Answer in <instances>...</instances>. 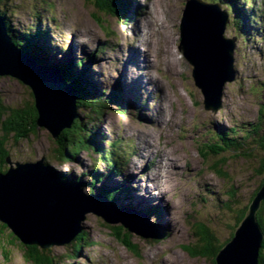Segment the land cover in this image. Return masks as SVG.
Here are the masks:
<instances>
[{"label":"rangeland","instance_id":"rangeland-1","mask_svg":"<svg viewBox=\"0 0 264 264\" xmlns=\"http://www.w3.org/2000/svg\"><path fill=\"white\" fill-rule=\"evenodd\" d=\"M190 1L129 0V13L126 17L114 18L106 27L104 24L100 26L92 18L93 11L96 12L92 1L93 5L86 0L4 1L6 17L11 28L13 27L17 33L37 26L48 34L36 46L41 45L40 47L49 49L50 52L37 54L46 61V65L50 64L58 68L71 61L76 62L82 57V52L94 54L99 47L104 48L102 50L104 57H98L90 66L88 65L86 71L92 79V81L88 80V83L95 86L98 94L105 90L110 93L109 89H115L117 83L118 93L124 96V102L121 106L113 105L105 110L102 118L96 116L98 119L92 122L93 127L88 125L89 120L85 117V112L78 111L76 108L75 111L81 116L80 125L84 131L86 130L85 133L94 131L93 133L96 134L95 146L98 145L101 149L107 150L106 142L113 143L116 140L113 158H118L119 155L127 158L131 144L134 148L131 149L134 157L130 161L127 160L129 163L121 170L122 174L117 172L112 174V167L96 163L97 156L93 151L87 150H81L75 159L59 166L53 159L54 144H50L42 137L36 139L30 137L19 141L11 135L5 147L8 156H4L2 162L0 160V172L6 169L8 171L7 160L10 163H35L43 158L50 161L56 171H62L69 177L89 182V174H84L88 176L87 178L84 176L81 178V176L85 172H92L97 166L99 173L107 171L103 175L111 182L100 179L96 187L111 183L110 187L119 192L115 196L116 206L119 209H125L120 206L121 203L127 202V199H120L122 196L137 197L134 193L138 194L140 189L155 180L156 184H150L149 190L153 186L157 187L160 181L164 188L158 185L159 191L166 192L164 196L157 197L162 200L160 202L154 199L142 200L139 198L142 195H139L137 201L140 199L142 206L132 205L133 209L154 207L150 212L159 214L162 218L164 215L165 220L162 222L165 226L161 225L162 223L152 222L153 219L148 218V223H155L161 229L157 226L155 228L162 233L164 231V238L161 240L146 242L134 238L132 245L136 247L133 251L96 228L90 220L81 228L87 235V240L76 257H70L71 246L76 241L64 247L49 249L55 264H212L210 259L202 258L198 253L192 254L189 251L202 245L198 226L211 231L219 241H225L230 227L234 224V206L245 204L249 193L257 186L260 180L257 164L263 156L260 151L253 156L234 158L226 153L227 157L223 158L225 161L220 165L222 175H219L205 168L199 150L204 152L203 148L210 144L204 138V129L209 124L211 126L218 122L219 125L213 128L226 132L234 127L236 132L238 131L237 135L241 136L247 129V126L242 124H253L260 116V109L264 108V51H259L264 49V41L260 40L264 35V17L261 18L262 23H257V26L254 24L253 27L251 24L252 29L247 28L246 31L243 30V33L239 31L235 33L233 23L229 21L230 18H227L223 37L233 42V67L238 76L236 81L224 85L221 92L223 96L221 95L220 98L221 108L214 112L204 109L201 91L194 85L191 78L193 68L178 50L179 23L185 3ZM136 4L146 8L143 22L141 16L135 13ZM247 4L242 9L246 10ZM254 4L255 12H262L264 15V0H256ZM1 13L3 15V12ZM128 16H130L129 19ZM99 18L103 20L102 17ZM147 19L151 26L145 23ZM2 21L4 24L3 18ZM139 32H141L137 35L139 39L135 40L134 36ZM130 40L132 47H139L146 52H144L145 73H147L146 78H149L148 84L142 82V77L136 74L129 79L128 71L131 73L135 68L125 63L124 58L129 60L130 57L128 52L124 56L122 51L128 50L125 44L127 41L130 43ZM252 51H259L261 54L257 53L256 57L247 56ZM29 60L43 70L53 71L50 70L51 68L41 66L42 64L37 63L33 58ZM87 64L89 63L83 65L87 66ZM123 64H126L128 71ZM120 73H123L124 77V82L121 84L118 79L120 76L121 80ZM131 84L140 88L139 95ZM146 85L151 92L145 88ZM156 87L160 88L158 94H155L156 90H153ZM17 91L22 92L8 79L0 78V98L5 108L14 106L19 101L20 95ZM89 91H93V88H89ZM108 92L102 96L106 97ZM98 94L93 97L101 99ZM163 95L169 96V103L166 105L169 117L177 116V123L165 131V124H161L164 121L161 111ZM150 112L152 114L155 112V115L151 116ZM3 120L8 119L5 117ZM75 120H78L77 114ZM76 137L78 135L75 139ZM78 139H81V135ZM146 143L151 147L149 148ZM143 151L150 154L146 160L147 165L141 163L142 158L147 156L144 157L141 153ZM170 153H173V157L169 156ZM175 161L177 164L175 163L170 171L168 164ZM142 167H144V173ZM138 170H140L141 175H138L140 178L127 174V172ZM165 175L172 177L168 182L171 184L167 183L168 178L164 183ZM127 176L133 179V184L128 182V185H125L121 182L123 177ZM65 183L77 187L83 195L87 193L85 191L87 189L80 190V187L73 183L67 181ZM130 189L133 192H130ZM230 190L232 194L229 193ZM92 192V194H98V191ZM229 195L233 198L231 201L228 200ZM241 199L243 201H240ZM133 202L137 204L135 200ZM227 206L233 209L228 210ZM6 236V231H2L0 245L4 248L3 251L0 249V264H32L23 254L26 248L23 249L20 243L14 241V245L10 246L9 238ZM75 239L76 237L73 240Z\"/></svg>","mask_w":264,"mask_h":264},{"label":"water","instance_id":"water-1","mask_svg":"<svg viewBox=\"0 0 264 264\" xmlns=\"http://www.w3.org/2000/svg\"><path fill=\"white\" fill-rule=\"evenodd\" d=\"M188 4L179 23L178 50L193 66L191 78L201 91L204 108L215 112L220 108L224 85L235 78L233 42L223 38L226 19L216 7L205 8L198 0ZM1 18L0 78L8 79L22 91H17L19 101L9 108L24 117L21 130L24 137H42L55 148L61 147V132L70 130L73 125L74 92L60 75L41 69L23 55L8 36ZM94 20L97 21L96 17ZM201 34L214 40L212 46H205L207 53H202L203 45L198 43L202 40ZM216 57L221 60L220 64L213 62ZM212 93L214 105L208 107ZM7 164L11 163L7 160ZM14 165L16 169L0 174V222L22 245L36 243L47 250L53 245H68L78 232H82L78 226L86 217V221L92 220L96 228L122 243L132 244L134 238L147 242L164 237L127 226L126 220L133 221L137 216L114 208L99 196H85L72 185L65 184L44 165L43 158L34 164L16 162ZM263 196L264 186L233 239L216 257L215 264H257L262 237L255 211ZM94 216L102 225H97Z\"/></svg>","mask_w":264,"mask_h":264},{"label":"trees","instance_id":"trees-1","mask_svg":"<svg viewBox=\"0 0 264 264\" xmlns=\"http://www.w3.org/2000/svg\"><path fill=\"white\" fill-rule=\"evenodd\" d=\"M6 0H0V16L4 19V25L6 26L7 34L10 36L12 42L14 45L20 49L22 53H25L27 56L33 58L37 63L42 64L41 66H45V61L38 57L37 54L42 55L44 51L47 49L45 47H36L37 44L40 42V40H44L45 36H47L46 32L44 30H40L37 26L33 28H29V30H24V32L17 33L16 30L11 26L10 23L6 17V8H4L3 3ZM93 4H92V2ZM86 2H90L93 6L96 12L93 11L91 16H93L95 19H97V22L100 26L104 24V26H108V22H111L112 18L121 19L126 17V15L129 12V4L127 0H86ZM222 5V2L220 0H217ZM216 0H214V3H217ZM252 5L247 9V11H239L237 12V15L235 14V17H232V22L236 26H240L239 23H241V26L243 30L245 29V25L248 23V20H255L252 16ZM230 11V8H229ZM3 12V15L2 13ZM99 15V16H98ZM239 16L243 19L242 21L239 19ZM99 17H102L103 20H101ZM107 17V18H106ZM129 17V16H128ZM107 20V22L105 21ZM96 21V20H95ZM252 23V22H249ZM253 25V23H252ZM236 26V27H237ZM104 27V30L106 29ZM85 60L82 59L78 61L76 64L69 63L68 66H60L58 68L55 67V69L60 74V77L63 79L66 85H68L72 91L76 94V100H75V106L78 111L85 112V117L89 120V126H92L93 121V115L102 118L104 113L101 112L99 109L97 113L94 112L95 108H99L100 106H103L105 104L113 105H122L123 95L111 91L106 97L102 96L103 93L106 91H103L100 94L96 93L97 89L95 86H93L90 82L88 83V72L87 66L83 65V62ZM53 68V67H52ZM94 84V83H93ZM95 85V84H94ZM89 88H93V91H89ZM90 94H89V93ZM95 94H98L101 99L94 98L93 96H96ZM91 96V97H90ZM91 99V100H89ZM103 101V102H102ZM78 120H75L71 130L64 131L62 133V146L57 147L54 150L53 159L57 161L59 165L68 163V161H72L75 159V157L80 153L81 150H87L93 151L94 154L98 155V152L100 151L98 145L95 146L94 143H96V134L85 133L84 129L81 128L80 122H81V116L79 113H76ZM259 118L256 120V123L254 124H242L246 125L247 129L242 132V138H239L238 131L236 132V128H231L228 132L226 131H217L213 127H216L214 124H210L207 126L206 129H204V138H206V141L210 144H207V147H204V152L199 150L202 161L204 163V166L209 171H214L215 174H220L221 171V164L225 161L227 156L224 157V153H229V157H248L253 156L258 151H260L263 156L260 159L258 166L257 173L259 174L260 180L255 187V189L249 193L248 200L245 204H238V202L234 206V209L231 206H227L226 208L228 210L234 211V224L230 227L229 235L225 239V241L221 242L219 241L215 234H213L211 231H208V229L198 226V232L201 235L202 245L198 247L197 249H189V251L192 254L198 253L202 258H208L210 259V262L212 264H215V259L220 253L221 250L228 244L234 237L235 231L240 226V224L243 222L245 217H247L249 213V208L253 204L255 198L257 195H259L261 189L264 186V108L260 109ZM7 117V121H4L3 119ZM96 120L98 118H95ZM24 117L15 114L11 108H5L2 104V100L0 98V160L2 162L4 156H8V152L5 150L8 137L11 135H14L15 140L24 141L28 137H24L22 135V129L24 126ZM80 125V126H79ZM214 125V126H213ZM83 131V132H82ZM70 132V133H69ZM77 133V134H76ZM78 135V137L75 136ZM81 135V139H78ZM219 135V136H218ZM78 139V140H77ZM18 141V142H19ZM110 145V150L104 151V154L99 156L98 155V161L99 164L101 163H109L112 168V174L113 172H119L122 168L118 164V162L114 161L112 162V159L114 157V150L115 143L108 144ZM102 151V150H101ZM120 156V155H119ZM116 160V159H115ZM118 161V160H117ZM218 161V162H217ZM50 161L44 160V165L52 170V172L60 179L64 180L70 183H73L77 185L78 187L82 189H87L90 191V194H92V191H99L100 194H102L103 198H105L110 204H116L115 202V196L119 193L116 190L112 189L111 187L101 186L100 188L96 187V184L100 181V179H104L105 175L103 173L98 172L97 166L93 168L92 172H85L82 174L81 178L88 177L84 174H91L92 176L88 177L90 181H81L80 178L76 177H69L64 176L58 171H56ZM7 170V169H6ZM5 170V171H6ZM5 171L0 172V174H4ZM115 174V173H114ZM102 175V176H101ZM88 179V180H89ZM117 192V193H116ZM111 198V199H110ZM233 198L231 195L228 196V200L231 201ZM240 201H243L241 199ZM240 203V202H239ZM148 212V213H147ZM145 212L149 217L155 218V214L152 212L147 211ZM157 218V217H156ZM158 219V218H157ZM154 222V221H153ZM256 223L263 235V239L260 243V248L257 255V264H264V200L260 202V207L256 213ZM2 231H6L7 238H9V245L13 246L14 242L19 243V241L11 234V232L7 229V227L0 223V239L2 235ZM8 240V239H7ZM87 235L85 232H81V234L76 236V239L72 242L76 241L74 245L71 246L70 257H76L79 253V250L82 249V245L86 243ZM71 242V243H72ZM21 244V243H20ZM126 248H131L133 251H135V245L128 244V243H122ZM5 246V245H4ZM21 247L24 249L23 254L26 259L32 264H55V260L53 255L50 253L49 250H42L37 246H25L21 244ZM3 248L0 245V249L3 251ZM188 250V249H187Z\"/></svg>","mask_w":264,"mask_h":264},{"label":"bare ground","instance_id":"bare-ground-1","mask_svg":"<svg viewBox=\"0 0 264 264\" xmlns=\"http://www.w3.org/2000/svg\"><path fill=\"white\" fill-rule=\"evenodd\" d=\"M131 1V0H130ZM222 2V5L219 3V4H217V3H214V0H202V2H200L199 1V3L200 4H202L203 5V7H205V8H208V9H212L213 7H216V9H218L219 10V12H221V13H223L224 15V17H225V19L227 20V18H230V22H232V17H235V14L237 15V12H239L240 10H241V8H244L243 7V0H223V1H221ZM135 3H137L136 1H135ZM128 4H129V2H128ZM130 5V4H129ZM189 6V4H188V2L187 3H185V8H184V10L187 8ZM134 8L136 9V11H135V13H136V15H140L141 16V18H142V22H143V14H146V12H145V7L144 6H142V7H140V5L139 4H136L135 6H134ZM190 8V7H189ZM229 8H230V11H229ZM138 9V10H137ZM222 11H221V10ZM144 10V11H143ZM183 10V11H184ZM142 11V12H141ZM137 12H139V13H137ZM261 12V11H260ZM260 16H261V18H263L264 17V15H262V12L261 13H258ZM133 16H135V15H133ZM215 17H216V15H215ZM0 18H1V16H0ZM130 18V16L128 17V19ZM113 19V18H112ZM241 19V18H240ZM1 20H2V18H1ZM135 21H136V18H135ZM263 21V20H262ZM3 22V21H2ZM50 23V22H49ZM145 23H147V24H149L150 25V21L147 19L146 21H145ZM158 23H159V21H158ZM233 23V22H232ZM160 24V23H159ZM240 24V26L238 27L237 25V27L234 25V23H233V25H234V29H235V33L236 32H241V33H243V28H242V26H241V23H239ZM243 24L245 25L244 27H247V24L245 23V22H243ZM151 26V25H150ZM149 26V27H150ZM226 26V25H225ZM227 28H228V26H227ZM231 33H234V32H231ZM138 34H141V32H139V33H137L135 36H134V38H135V40H138L139 38L137 37V35ZM47 36H48V34H47ZM261 37H263L264 38V35L263 36H261ZM201 38H202V40H201V42L200 41H198V43L199 44H202L203 46L201 47V50H202V53H207V51L205 50V46L206 45H208V46H212V44H214V40L212 39L211 41H210V39H209V37H206V36H204L203 34H201ZM213 38L215 39V36H213ZM224 38V37H223ZM233 39L234 40H236L235 39V37L233 36ZM228 41H230V40H228ZM255 41V40H254ZM240 43V42H239ZM132 41L130 40V43L127 41V43L125 44L126 45V48L128 49V50H126V51H122L123 52V55L125 56L126 54H127V52L129 53V57H130V59L129 60H126L125 58H124V60H125V63H128L129 65H131V66H133L134 68H135V70L134 71H132L131 73H129V71H128V68H127V66H126V64H123V66L125 65L126 66V68H127V71H128V74H129V79L130 78H132L135 74L136 75H139V77H142V79H143V81L142 82H144V83H146V84H148L149 83V78L147 79L146 77H147V73H145L146 71H145V66H146V61H145V50H141L139 47H132ZM81 46V45H80ZM46 48V47H45ZM77 48H79V46L77 47ZM47 50L46 51H44V52H48L49 51V49L48 48H46ZM104 49V48H103ZM233 49H234V46H233ZM259 51H264V49H260ZM259 51H252V53L250 54H248L247 56H255L256 57V55H257V53L258 54H261ZM50 52V51H49ZM145 52V53H144ZM87 52H82V57L80 58V59H78L76 62H73V61H71V62H69V63H73V64H76L78 61H80V60H82V59H84L85 61L83 62V64L84 63H89V64H87V67H88V65L90 66V64H92V62L96 59V58H98V57H104V55L102 54V50L101 49H97V51L94 53V54H92V53H88V54H86ZM263 54H264V52H263ZM23 55L26 57V58H28L29 56H27L25 53H23ZM123 56V57H124ZM29 58H31V57H29ZM28 58V59H29ZM43 59V58H42ZM232 59H233V57H232ZM186 60V59H185ZM215 60H216V62L215 61H213L214 63H216V64H220V62H221V60H219V58L218 57H216L215 58ZM250 60V59H249ZM32 61V60H31ZM33 62V61H32ZM46 62V61H45ZM187 62V61H186ZM69 63H67L66 65H63V66H68V64ZM188 63V62H187ZM48 64V63H47ZM48 65H50V64H48ZM48 65H46L45 64V66H46V68H51L50 70H53V71H47V72H49V73H51V74H53V75H56V74H58V75H60L59 73H58V71L55 69V66L54 65H50V66H48ZM53 67V68H52ZM140 68H142L141 69V71H140ZM192 68H193V66H192ZM88 70V69H87ZM139 70V71H138ZM142 70H144V72L142 71ZM46 71V70H45ZM145 74V76H143ZM120 75H121V80L119 81L120 83L119 84H121L122 82H124V77H123V73H120ZM150 76V75H149ZM88 79L90 80V81H92V79H91V77H90V75L88 74ZM132 85V84H131ZM133 86V85H132ZM196 86V85H195ZM134 87V89L136 90V92H137V94L139 95V89L140 88H136L135 86H133ZM151 87V86H150ZM197 87V86H196ZM145 88L148 90V87H147V85L145 86ZM198 89H199V87H197ZM153 89V88H152ZM142 90V92H143V90H144V87L141 89ZM153 90H156L155 91V94H158V92H159V90H160V88L159 87H156L155 89H153ZM152 90V91H153ZM106 92H108V90H105ZM149 92H151V90H148ZM72 95H73V123H74V120L76 119V111H75V108H76V106H75V100H76V94L75 93H72ZM103 95H104V93H103ZM148 97V96H147ZM214 97H215V95H214V93H212V97H211V103L209 104V106L208 107H211V106H213L214 105ZM123 98H124V96H123ZM221 98V97H220ZM158 101V100H157ZM220 101V100H219ZM162 103H163V105H162V115H163V117H164V121L161 123V124H165V128H164V131L167 129V128H170V126H174L175 125V123H177V116H173L172 118H170L169 116H170V114H169V112H168V110L166 109V105L169 103V96H166V95H163V101H162ZM209 110H212L213 111V109H209ZM150 114H152L151 112H150ZM155 115V112L151 115V116H154ZM71 118V119H72ZM64 131H69V130H64ZM64 131H62L61 133H63ZM217 131H221L220 129H217ZM219 136V135H218ZM242 136V135H241ZM145 138H147L146 136H145ZM130 143V142H129ZM106 144V143H105ZM111 144V143H110ZM147 144V143H146ZM148 146H149V148L151 147L149 144H147ZM99 149H100V151L98 152V155L99 156H101V155H103L104 154V151H108V150H110V145H108V144H106V149L107 150H104V149H101L100 147H99ZM132 149H134V148H132ZM102 150V151H101ZM142 154H144V157L145 158H142L143 160H141V163L143 164V165H147V159L150 157V154H146L144 151L143 152H141ZM169 156H171V157H173V153H170L169 154ZM134 156H132L131 158H133ZM41 159V158H40ZM112 159V162H114V161H116V162H118V164L120 165L121 163H120V161H119V157L118 158H111ZM116 159V160H115ZM118 160V161H117ZM37 162H39V159L37 160ZM16 163V162H15ZM15 163H12L11 162V164H10V166H9V170H14V169H16V167H15ZM32 163V162H31ZM176 163V161L175 162H171L170 164H168V166H169V168H170V171L172 170V167H173V165ZM32 164H34V163H32ZM102 164H105L106 166H108V167H112L109 163H106V162H104V163H102ZM177 164V163H176ZM59 166H62V165H59ZM143 168V173L145 172V170H144V167H142ZM59 173H61L62 175H64V176H68L66 173H64V172H62V171H59ZM100 173H103V174H106L107 173V171H100ZM140 173V170H138V171H135V172H127V174H129V175H131V176H136V178H140V176H138V175H141V174H139ZM90 176H92L91 174H90ZM89 176V177H90ZM166 176V175H165ZM167 178H168V180H167ZM171 178L172 177H168V176H166V179H165V181H164V183H166V180H167V183L168 182H170L171 181ZM89 179V178H88ZM104 180H106L108 183L109 182H111L108 178H104ZM61 181H63L64 183H65V181L64 180H61ZM89 181H90V179H89ZM156 181V180H155ZM151 182L150 184H152V183H154V184H156V182ZM121 182L123 183V184H125V185H128V182H130L131 184H133V179L131 178V177H129V176H127V177H123V179L121 180ZM65 184H67V183H65ZM119 184H120V182H119ZM150 184H147L146 185V187H143L142 189H140V191H139V193L138 194H136V193H134L137 197L139 196V195H142V197H139V198H141L142 200H145V199H154V200H157V202H160V201H162L161 199H157V197L158 196H161V195H163V194H165V193H163V192H161V191H159L160 190V188L158 187V185H160V186H162V189L164 188L163 187V185H161L160 184V181H159V184L157 185V187L156 186H153V188H151L150 190H149V186H150ZM168 184H171V183H168ZM168 184H164V186H168ZM68 185V184H67ZM70 185V184H69ZM110 185H111V183H110ZM73 186V185H72ZM73 187H75V186H73ZM76 189H78L77 187H75ZM97 188H100V187H97ZM79 190V189H78ZM80 190H82V188H80ZM135 190H137V189H135ZM134 190V191H135ZM130 192H133V190H131L130 189ZM88 194H90V191L88 190V192H87ZM93 193V192H92ZM84 195H86V194H84ZM91 195H94V194H91ZM96 196H99L100 198H102V199H104V201H106V203L108 202L105 198H103V196H102V194H100L99 193V191H98V194H95ZM87 196V195H86ZM164 196V195H163ZM137 197H134V198H126V197H124V196H122L120 199H124V200H126L127 199V202H125V203H121V206H120V208H125V209H122L123 210V212H125V213H128V214H130L129 212H131V211H129V210H132V211H136V212H133V214H138L137 215V217L135 218V219H132L133 221H130V220H126V224H127V226H130V227H132V228H134V229H136L137 227H139V228H142V230H144L145 231V233L146 234H152L153 232H156V233H158L159 232V234L157 235V236H160V235H162L163 233H164V231H163V233H162V231L160 232L159 231V229H157V228H155V227H152V226H150V223H148V218L149 219H153L152 221H154V222H158L159 224H161V225H164L163 224V220H165V217H164V215H163V218L159 215V214H157V218L155 217V218H152V217H149V215H147L145 212H147V211H152V209L154 208V207H147L146 209H141V208H138V209H133V207H132V205H135V206H139V207H141L142 205L140 204V202H139V200L137 201ZM111 199V198H110ZM133 200H135L136 202H137V204H135L134 202H133ZM154 200H150V201H154ZM262 200H264V196L262 197V199H260L258 202H259V204H258V206H257V209H256V211H255V213H257V211H258V209H259V207H260V202L262 201ZM129 202H131L130 204H129ZM108 203H110V202H108ZM138 210V211H137ZM141 212V213H140ZM148 213V212H147ZM124 214V213H123ZM88 217H89V215H87ZM90 218V217H89ZM94 218H95V216H94ZM86 220H87V217L85 218ZM159 219H161V220H159ZM83 221V222H81L80 224H79V226H78V228H83V224L85 223V222H87V221ZM167 220V219H166ZM95 221H96V223H97V225H102L99 221V218H95ZM255 221H256V214H255ZM1 223V222H0ZM1 224H3V223H1ZM3 225H5V224H3ZM151 227H149V226ZM6 226V225H5ZM165 226V225H164ZM258 226V225H257ZM7 227V226H6ZM158 228H160L159 227V225L157 226ZM8 228V227H7ZM172 228V227H171ZM259 228V227H258ZM152 229H153V231H152ZM161 229V228H160ZM163 230V229H162ZM259 231H260V229H259ZM81 234V232L79 233L78 232V235H80ZM154 235V234H153ZM260 235H261V237H262V239H263V235H262V233H261V231H260ZM77 236V235H76ZM75 236V237H76ZM74 237V238H75ZM73 238V239H74ZM159 238V237H158ZM164 238V237H163ZM73 239L68 243V244H70L72 241H73ZM30 241V240H29ZM116 241H118L119 243H121V241L120 240H118V239H116ZM128 241V240H127ZM155 241V240H154ZM157 241H159V239H157ZM262 241V240H261ZM261 243V242H260ZM22 244V243H21ZM30 245V244H29ZM29 245H25V246H29ZM37 246V247H39L40 249H42L38 244H36V243H32V245L31 246ZM53 247H64V246H57V245H53L52 246V248ZM42 250H47V249H42ZM257 263V262H256Z\"/></svg>","mask_w":264,"mask_h":264}]
</instances>
